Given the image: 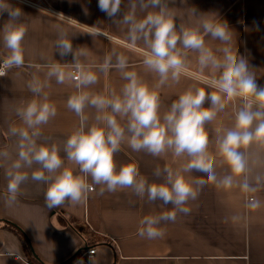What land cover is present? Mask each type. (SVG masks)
I'll use <instances>...</instances> for the list:
<instances>
[{
  "label": "clouds",
  "instance_id": "1",
  "mask_svg": "<svg viewBox=\"0 0 264 264\" xmlns=\"http://www.w3.org/2000/svg\"><path fill=\"white\" fill-rule=\"evenodd\" d=\"M122 3L98 0L97 4L117 28L124 29L122 37L98 25L86 26L93 39L104 36L115 45L99 64L87 63L86 47L73 48L68 28L84 25L63 13L55 14L60 22L55 51L62 58L71 55L73 62L54 59L44 65H29L36 69L26 85L32 98L14 109L18 122L7 127L13 145L0 148V168L7 181L5 207L17 204L29 182L43 186L48 209L75 208L86 203L92 193L102 196L130 188L137 197H146L150 204L160 202L166 209L139 221L137 235L147 240L162 239L166 234L162 225L189 215V203L209 186L237 189L250 211L264 207V86L257 84L255 71L238 54L234 32L214 14L196 15L195 9L190 10L196 22L185 23L177 8L169 7L170 0H128L127 10L117 19ZM5 12L9 18L0 28V77L26 63L28 26L22 20L24 13L8 0H0V15ZM177 17L181 20L178 26ZM209 40L218 42L216 47ZM126 53L138 55L139 64L158 78L155 85L141 77L138 65ZM113 70L124 81L118 90L110 85L102 91L91 90L101 74ZM182 78L193 83L161 112L158 89L169 82L179 84ZM53 81L73 85L66 108L78 117L76 127L59 142L43 132L57 116V107L45 91ZM237 103L234 125L217 138L213 154L207 125ZM125 146L152 157L170 152L175 158H186V163L175 169L156 167L153 176L157 181L149 182L136 163L118 164L115 157ZM254 147L258 151L254 152ZM216 156L227 166L224 174L216 171ZM190 173L201 175L190 177ZM230 219L236 222L242 217ZM6 254L19 256L15 249H7Z\"/></svg>",
  "mask_w": 264,
  "mask_h": 264
},
{
  "label": "crops",
  "instance_id": "2",
  "mask_svg": "<svg viewBox=\"0 0 264 264\" xmlns=\"http://www.w3.org/2000/svg\"><path fill=\"white\" fill-rule=\"evenodd\" d=\"M127 2L123 0L117 19H121L122 13L127 10ZM8 3L23 11L22 20L28 26V34L24 41L25 66L12 69L6 76L0 77V148L13 145L14 141L7 136V127L9 123L18 122L14 109L32 98L26 85L36 69L29 65H44L55 60L73 62L71 55L62 58L55 51L57 24L60 23L55 14L63 13L65 17L84 25L72 26L68 30L73 35V48L84 46L88 49L87 63L90 64L102 62L104 55L115 45L104 36L93 39L86 33V26L98 25L110 34L124 35V29L117 28L99 10L98 0H8ZM169 7L177 8L185 23L196 22L190 9H195L196 15L214 14L227 22L235 34L238 54L247 59L250 68L255 71L257 84L264 86V0H170ZM8 18L7 12L0 15V28ZM175 22L178 26L180 17ZM209 42L213 47L218 44ZM126 55L138 65L136 70L141 77L150 85H155L158 78L139 64L138 55ZM190 56L192 67H195V54ZM39 74L43 78V72ZM123 83L120 74L113 70L108 75L101 74L100 82L91 90L102 91L108 85L118 90ZM192 83L182 78L179 84L169 82L158 89L161 112ZM45 91L57 107V116L44 126L43 132L52 140L63 141L78 123V117L66 108L68 95L74 87L70 82L57 85L53 81ZM238 107V103L230 105L207 125L211 153L216 151L217 138L234 125V113ZM88 111L91 113L93 110ZM253 151L258 149L254 147ZM115 159L118 164L136 163L149 182L157 181L153 176L156 167L175 169L186 163V158H175L170 152L152 157L143 152H132L127 146ZM215 159L217 173L224 174L227 166L221 164L219 156ZM187 175L199 177L201 174ZM6 184L3 169L0 168V225L3 219L18 224L29 237L35 255L44 264H60L74 255L76 258L70 264H80L81 261L83 264H264V207L256 211L246 209L245 197L237 189L224 191L214 186L206 187L196 201L189 203V215L178 216L175 223L163 224L166 234L162 239L147 240L137 235L139 221L145 215H155L166 209L160 202L150 204L146 197H137L130 188L115 193L105 192L102 196L92 193L86 203L75 208L48 209L43 186L38 188L29 182L23 186V195L18 198L17 204L6 208L3 203ZM261 198L264 199V193ZM234 215L242 219L233 222L230 218ZM71 217L84 223L93 234L90 246L68 222ZM226 218L228 222H225ZM91 248H96L95 253L89 252ZM7 249L18 251V258L7 255ZM25 261L32 264L19 237L11 230L0 228V264H24Z\"/></svg>",
  "mask_w": 264,
  "mask_h": 264
},
{
  "label": "trees",
  "instance_id": "3",
  "mask_svg": "<svg viewBox=\"0 0 264 264\" xmlns=\"http://www.w3.org/2000/svg\"><path fill=\"white\" fill-rule=\"evenodd\" d=\"M68 222L71 225H73L75 230L78 231L86 239L87 245L90 246L92 244V241L90 238L93 236V234L91 233V231H89V228L84 223H82L79 220L72 218V217L68 219ZM1 223L2 224L0 225V228L11 230L19 237V239L21 240L23 247L26 251V257L30 263H32V264H44L35 255V252L32 248L29 237L27 236L25 231L18 224H16L13 221L5 220V219H3L1 221ZM75 258H76V255L72 256L71 258H69L68 260H66L60 264H70L73 262V260Z\"/></svg>",
  "mask_w": 264,
  "mask_h": 264
},
{
  "label": "built area",
  "instance_id": "4",
  "mask_svg": "<svg viewBox=\"0 0 264 264\" xmlns=\"http://www.w3.org/2000/svg\"><path fill=\"white\" fill-rule=\"evenodd\" d=\"M95 251H96V248H91L89 252H90L91 254H93V253H95Z\"/></svg>",
  "mask_w": 264,
  "mask_h": 264
}]
</instances>
